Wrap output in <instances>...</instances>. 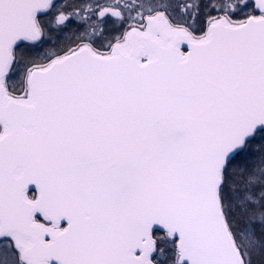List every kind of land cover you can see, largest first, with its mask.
Returning <instances> with one entry per match:
<instances>
[{"label":"snow or ice","instance_id":"obj_1","mask_svg":"<svg viewBox=\"0 0 264 264\" xmlns=\"http://www.w3.org/2000/svg\"><path fill=\"white\" fill-rule=\"evenodd\" d=\"M0 264H264V0H0Z\"/></svg>","mask_w":264,"mask_h":264}]
</instances>
